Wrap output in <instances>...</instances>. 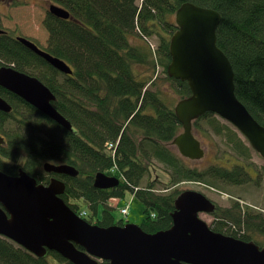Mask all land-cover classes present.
Here are the masks:
<instances>
[{"label":"trees","instance_id":"obj_1","mask_svg":"<svg viewBox=\"0 0 264 264\" xmlns=\"http://www.w3.org/2000/svg\"><path fill=\"white\" fill-rule=\"evenodd\" d=\"M49 1L68 11L70 19L48 14L44 21L48 32L45 51L65 62L72 75L59 73L11 43L0 50V59L31 76H35L36 68V78L55 95L52 106L73 131H66L7 92L37 117V123L31 117L16 116L17 103L7 100L13 112H0V135L6 139L0 147V171L16 176L19 165L15 164L24 160L22 169L35 179V168L42 163L73 167L78 172L76 177H58L65 185L60 198L71 211L79 215L85 210L87 216L82 219L90 225L124 226L123 221L115 222L108 202L129 192L145 207L140 228L149 234L172 226L174 203L182 193L176 186L188 182L205 185L210 180L237 186L249 182L241 160L231 171L217 167L199 172L178 154L171 142L182 127L174 108L164 102L166 94L156 86V67L163 68L164 80L172 83L178 101L190 96L187 83L166 73L171 61L170 38L177 30L174 16L185 3L218 12L217 46L231 63L236 97L264 127V0ZM154 35L159 45L152 52L143 38ZM136 37L141 43L133 42ZM144 65L148 73L141 81L135 69ZM149 83L150 88L146 87ZM9 120L15 122L13 128L4 126ZM202 127L225 137L235 156L248 160L251 148L232 127L213 114L192 124L193 130ZM118 138L112 157L106 145ZM97 174L116 178L119 185L96 189ZM215 217V228L210 227L215 233L224 234V228L235 226L233 236L240 240L245 241L244 231L264 234V213L243 209L239 202L220 209ZM50 256L57 263L71 264L55 252L34 257L0 236V264H51Z\"/></svg>","mask_w":264,"mask_h":264},{"label":"water","instance_id":"obj_2","mask_svg":"<svg viewBox=\"0 0 264 264\" xmlns=\"http://www.w3.org/2000/svg\"><path fill=\"white\" fill-rule=\"evenodd\" d=\"M48 12L58 19H70L69 12L56 5H50ZM220 22L218 12L191 3L183 4L175 13L177 30L170 38L171 61L166 73L187 83L190 96L174 107L182 132L171 145L182 158L201 160L204 150L193 134L192 124L213 114L239 133L264 160V127L236 97L231 63L217 46ZM18 41L59 73L72 75L65 62L23 38ZM0 86L66 131H73L52 106L55 95L37 78L3 67ZM11 110L0 99V111L8 114ZM3 142L0 137V145ZM44 170L68 177L78 175L67 165L45 164ZM118 185L116 178L104 174L94 178L96 189L109 190ZM64 191V183L56 178L42 186L23 170L17 176L0 172V236L34 257L55 252L71 264H264V248L215 233L200 219V214H212L215 206L199 192H182L174 203L172 226L149 234L131 224H88L64 204L60 198Z\"/></svg>","mask_w":264,"mask_h":264},{"label":"rangeland","instance_id":"obj_3","mask_svg":"<svg viewBox=\"0 0 264 264\" xmlns=\"http://www.w3.org/2000/svg\"><path fill=\"white\" fill-rule=\"evenodd\" d=\"M25 6H13L11 9L7 10L2 8L1 10L3 14L10 17L11 22L8 24L4 22V19L1 20V26L9 27L15 29V26H18V29L21 28L22 32H26V27L30 26L31 29L36 30V45L41 49L47 47L48 41V32L45 29L44 21L48 16L47 9L52 3L49 0H26ZM141 1H138L140 3ZM175 19V16H174ZM24 26H22L23 24ZM16 31V30H15ZM146 44H149L150 49L154 52L158 45L159 39L157 36H151L147 38H143ZM143 41V42H144ZM133 42H140L139 38H134ZM3 62V61H1ZM8 66L10 65L7 63ZM148 73L146 66H138L135 69V74L140 76V80L144 79ZM156 77H158L156 86L160 88V90L166 94L163 99L164 102L169 107H175L178 102L177 93L174 87H172L171 82H166L164 80L163 68L157 66L156 67ZM151 83L147 84L146 87H151ZM145 87V88H146ZM145 90V89H144ZM29 110L20 106L18 108V114L20 118L31 117L37 123V117L33 113H30ZM218 118V117H217ZM220 119V118H219ZM31 120V119H30ZM221 120V119H220ZM224 122L223 120H221ZM226 123V122H224ZM227 124V123H226ZM8 127L13 128L15 126V122L9 120L6 124ZM229 125V124H227ZM17 126V125H16ZM230 126V125H229ZM231 127V126H230ZM202 130H193L195 137L200 141L202 149L205 154L201 160H189L191 167L196 169L199 172H204L211 168H222L227 170H232L234 166L241 160V164L246 165L247 168H250L253 171H256L257 178L255 180L249 179L247 183L243 185H229L228 183H224L220 180L208 181L209 184H198L200 182H188L184 184H180L175 188L181 192L184 191H196L203 194L208 200L217 204V211L220 209L229 208L232 202H239L240 206L244 209L245 207H249L253 211L256 212H264V160L262 157L257 154L252 149L249 153V158L247 161L239 159L235 156L234 152L231 151V145L228 144V141L223 136H216L211 131L207 132L204 128H200ZM240 136V135H239ZM241 137V136H240ZM241 139H243L241 137ZM246 142V141H245ZM119 144V138L116 141L109 142L107 146V150L112 154L115 150H117ZM110 145H113V148H110ZM248 145V144H247ZM116 153V151H115ZM115 155V154H114ZM238 158L239 160H237ZM188 160V159H187ZM153 176V174H151ZM248 177V176H247ZM117 207L112 211V216L115 222L119 223L123 221L125 224H131L140 226L142 220L144 219V205L132 194L127 192L124 198L119 199L117 201ZM109 207L114 208L116 206L115 199H110L108 202ZM126 207L128 209L127 218L123 217L120 214V209ZM214 214V213H212ZM206 215L200 214L199 217L202 221H204L208 226H212L213 220L216 218L214 215ZM235 227V226H234ZM243 229H245L243 227ZM252 235V239L255 243L264 247V236L259 232L248 231ZM49 262L51 264H62L57 263L51 256L49 257Z\"/></svg>","mask_w":264,"mask_h":264},{"label":"flooded vegetation","instance_id":"obj_4","mask_svg":"<svg viewBox=\"0 0 264 264\" xmlns=\"http://www.w3.org/2000/svg\"><path fill=\"white\" fill-rule=\"evenodd\" d=\"M26 4L27 2H26V0H0V50L1 49H3L4 47H5V45L7 46V45H9L10 43L13 45V46H18L17 48H19V49H26V50H28L29 52H31L33 55H35V56H37L36 55V53H34V52H32V51H30L28 48H26L22 43H20L19 41H18V39L19 38H23V39H25V40H27V41H29V42H31L32 44H34L35 46H37L36 45V30H33V29H31V27L30 26H27L26 27V32L25 33H21L22 32V30H21V28H19V30H17L18 29V26H15L14 28V30H13V28H9V27H3V26H1V20L2 19H4V22H6L7 24L9 23V22H11V19H10V17L9 16H7V15H5V14H3L2 13V11L3 10H1L2 8H5V9H7V10H9V9H11L13 6H25L24 4ZM47 12H48V9H47ZM48 14H49V12H48ZM51 15V14H50ZM23 24V23H22ZM22 26H24V24L22 25ZM16 30V31H15ZM3 45V46H2ZM15 46V47H16ZM38 47V46H37ZM40 50H42V51H45L46 50V47L44 48V49H41L40 47H38ZM46 52V51H45ZM46 53H48V52H46ZM38 57V56H37ZM40 58V57H39ZM43 60V59H42ZM2 60L0 59V69L1 68H3V67H13V64H10L9 66H8V64L7 63H5V62H1ZM14 68V67H13ZM22 73H24V72H22ZM26 74V73H25ZM34 74H35V76H32V77H35L36 78V68L34 69ZM27 75H29V74H27ZM31 76V75H30ZM7 92L8 93H10V94H12V95H14L13 93H11V92H9L7 89H4V88H2L1 86H0V99L1 100H3V101H5L11 108H12V106L8 103V101L7 100H12V101H14V102H16L17 103V105H18V108L20 107V106H24V105H22V103H19V101H15L12 97H10L8 94H7ZM14 96H16V95H14ZM16 97H18V96H16ZM19 98V97H18ZM20 99V98H19ZM22 100V99H21ZM23 101V100H22ZM55 102V101H54ZM26 103V102H25ZM35 109V108H34ZM1 113H4V112H2V111H0ZM13 112V108H12V110H11V112L10 113H4V114H7V115H9V114H11ZM50 120V119H49ZM8 122V121H7ZM7 123H5L4 124V126L5 127H8L7 125H6ZM0 137L1 138H3V140H4V142H5V137H3L2 135H0ZM4 142H3V144H1L0 145V147L2 146V145H4ZM7 142V141H6ZM204 154H205V152H204ZM204 157V156H203ZM3 163H4V165L7 163V161H2ZM45 164H50V165H55V166H58V165H56V164H52V163H42V165L39 167V168H35L36 170H35V180H36V182H37V184L38 185H42V186H48V184H49V182L53 179V178H56V179H58V180H60L58 177H63L64 175H56V174H54V173H48V172H46L45 170H44V165ZM15 165H19V168H18V171H17V175H18V172H19V170H23L22 169V166L24 165V160H22L19 164H15ZM24 171V170H23ZM229 171H231L230 169H229ZM0 172H2V171H0ZM244 172L246 173V176H248L249 177V179H251V180H255L256 178H257V172L256 171H253V170H251L250 168H247L246 166H244ZM2 173H4V172H2ZM26 173V172H25ZM6 174V173H5ZM16 175V176H17ZM28 175V174H27ZM36 176H37V179H36ZM64 177H66V176H64ZM61 182H62V180H60ZM213 204H214V206H215V209H214V214H212V215H214L215 216V214H217V204H215L214 202H212ZM264 213V212H263ZM203 214H206V213H203ZM202 215V214H201ZM206 215H211V214H206ZM215 221H216V218L213 220V224H212V226L211 227H214V223H215ZM229 227V226H228ZM228 227H226V228H224L222 231H223V233L224 234H222V235H224V236H228V237H232V238H234V232H236V229H235V227L234 226H232L231 228V230L228 228ZM209 228H210V226H209ZM215 228V227H214ZM211 229V228H210ZM218 230H220V229H218ZM228 230H230V231H228ZM242 232H243V230H242ZM217 233V232H216ZM219 233V232H218ZM244 233H245V241H244V239L243 240H240V239H238V238H234V239H237V240H240V241H243V242H247V243H249V242H252V243H254V244H256L259 248H264V247H262V246H260L259 244H257V243H255L253 240H251L252 239V235L250 234V232H248V231H244ZM219 234H221V233H219ZM261 235L262 236H264V234H262L261 233ZM79 249V248H78ZM80 250V249H79ZM48 253V252H47Z\"/></svg>","mask_w":264,"mask_h":264},{"label":"built area","instance_id":"obj_5","mask_svg":"<svg viewBox=\"0 0 264 264\" xmlns=\"http://www.w3.org/2000/svg\"><path fill=\"white\" fill-rule=\"evenodd\" d=\"M110 148H113V145H110ZM116 151V150H115ZM115 151L112 153V157H114L115 155ZM121 214L123 215V216H127V209H123L122 211H121ZM79 216L81 217V218H84V217H86L87 216V213H86V211H84V210H82V211H80V213H79Z\"/></svg>","mask_w":264,"mask_h":264},{"label":"bare ground","instance_id":"obj_6","mask_svg":"<svg viewBox=\"0 0 264 264\" xmlns=\"http://www.w3.org/2000/svg\"><path fill=\"white\" fill-rule=\"evenodd\" d=\"M119 199H115V202H116V206L114 205V208L113 209H115V207H117V201H118ZM123 209H127L126 207H124V208H121L120 209V214H121V211L123 210ZM127 212H128V209H127ZM122 215V214H121ZM123 216V215H122ZM123 217H126L127 218V216H123Z\"/></svg>","mask_w":264,"mask_h":264}]
</instances>
